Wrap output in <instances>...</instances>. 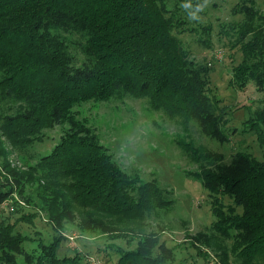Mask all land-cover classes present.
I'll list each match as a JSON object with an SVG mask.
<instances>
[{
    "label": "trees",
    "instance_id": "16d2710c",
    "mask_svg": "<svg viewBox=\"0 0 264 264\" xmlns=\"http://www.w3.org/2000/svg\"><path fill=\"white\" fill-rule=\"evenodd\" d=\"M200 5L199 0H0V264H15L16 256L24 264H89L63 233L65 224L74 223L79 233L104 237L114 264H175L174 251L146 229L148 219L159 218L173 203L171 191L154 178L125 173L77 117L73 108L81 103L145 98L149 111L186 131L194 123L203 136L225 143L235 128L221 129L226 113L209 87L214 67L231 63V54L221 60L223 47L240 58L224 66L227 86L243 91L251 84L261 94L240 133L252 134L264 149V13L254 0H236L229 12L239 19L220 24L213 35L219 51L196 63L179 35L190 32L192 42L212 48L211 29L197 22ZM55 126L65 129L48 153L33 164L19 158L24 170L10 165L3 142L23 153ZM174 143L190 160L204 161L205 167L186 176L199 180L212 198L214 222L209 232L192 236L191 246L218 244L219 236L231 241L234 264H264V157L236 152L224 163L189 140ZM219 197L230 205L224 208ZM41 213L53 235L48 243L36 236L34 247L24 249L30 238L16 224L31 223ZM117 241L133 248L122 249ZM61 242L67 245L63 252Z\"/></svg>",
    "mask_w": 264,
    "mask_h": 264
},
{
    "label": "rangeland",
    "instance_id": "374dc122",
    "mask_svg": "<svg viewBox=\"0 0 264 264\" xmlns=\"http://www.w3.org/2000/svg\"><path fill=\"white\" fill-rule=\"evenodd\" d=\"M199 1L203 11L200 21L193 16V12L191 19L195 18L199 24L211 29L209 39L212 48L205 49L192 42L194 36L190 32L179 35L190 58L196 63L202 60L210 61L214 53L216 55L219 51L217 49L221 47L220 42L213 35L220 24L239 19L229 12V8L236 0H216L215 3L210 0ZM254 4L258 11L264 13V0H254ZM224 40L222 38L221 43ZM219 49L223 53L221 60L226 55L228 58L230 54L232 58L231 63L228 59L222 64H217L209 76L211 81L209 87L215 92L216 97L221 99L219 108H224L227 117L221 118L223 125L220 127L224 131L235 128L234 134L229 135L225 143H218L203 136L194 123H190L186 131L180 124L174 123L175 121L168 119L161 112L149 111L145 98H110L106 102H85L73 108L78 118L85 119L86 126L95 135L97 143L107 149L113 161L125 173H136L142 180L154 178L160 186L171 191L173 203L161 213L159 218L148 219L146 229L158 233L159 242L174 251L175 264H221L218 260L219 256L225 259L226 264H234L229 239L218 236L217 238L220 239L218 244L210 241L208 246H191L192 236L199 232H209L214 222L210 208L212 198L202 188L199 180L193 176H186L187 173L197 172L201 165L205 167L206 164L204 161L190 160L174 143L175 140H189L200 150L220 155L224 163H227L236 152L250 155L256 160L264 157V149L257 145L255 137L250 133H240L241 123L248 118L249 108L253 110L260 106L261 94L256 92L251 84L245 86L243 91L227 86L228 74L225 73L224 68L237 64L240 58L238 54L226 48ZM242 105L248 108L244 111ZM231 106L232 112L229 116L228 109ZM226 119L228 122L224 126ZM64 129L65 126H55L51 130L44 131L41 142L23 150V153L11 152L3 142L4 151L11 153H8L10 165L24 170V166L19 162L21 157L26 161L24 163L33 164L39 156L52 149ZM13 198L17 199L15 195ZM218 200L224 208L230 205L226 197H219ZM5 204L3 203L2 207H5ZM236 212L239 213V209H236ZM38 216L31 223L16 224L19 232L30 238L22 244L24 249L34 247L36 236H39L44 243H48L53 235L44 213ZM11 219L13 220V217ZM75 225V223L65 224L63 233L73 239H69L71 243L81 247L82 252L78 251L85 256V260L89 264H114L116 256L109 252V249L104 248L107 242L104 237L98 236L99 234L79 233ZM59 245L60 252L66 250L67 245L64 242ZM115 245L122 249L133 248V245L128 246L125 241H117ZM15 264H24L20 256H16Z\"/></svg>",
    "mask_w": 264,
    "mask_h": 264
}]
</instances>
